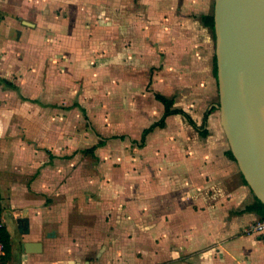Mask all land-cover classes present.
<instances>
[{
    "label": "crops",
    "instance_id": "0c3cea01",
    "mask_svg": "<svg viewBox=\"0 0 264 264\" xmlns=\"http://www.w3.org/2000/svg\"><path fill=\"white\" fill-rule=\"evenodd\" d=\"M214 1L0 0L4 264H264Z\"/></svg>",
    "mask_w": 264,
    "mask_h": 264
},
{
    "label": "water",
    "instance_id": "95a60500",
    "mask_svg": "<svg viewBox=\"0 0 264 264\" xmlns=\"http://www.w3.org/2000/svg\"><path fill=\"white\" fill-rule=\"evenodd\" d=\"M213 14L221 123L264 203V0H215Z\"/></svg>",
    "mask_w": 264,
    "mask_h": 264
},
{
    "label": "trees",
    "instance_id": "16d2710c",
    "mask_svg": "<svg viewBox=\"0 0 264 264\" xmlns=\"http://www.w3.org/2000/svg\"><path fill=\"white\" fill-rule=\"evenodd\" d=\"M203 18H204L205 22L207 24H209L214 29V26H215L214 14L212 13V14L204 15ZM215 72H216V74L218 72L216 56H215ZM156 96L159 100H161L165 104L166 111H170L172 109V105H173V99L172 98H169V97H167L161 93H157ZM104 142L105 141H100L99 144H103ZM248 208L252 209V210H260L264 213V203L259 199H257V201L254 204L250 205ZM2 233H3V238L5 240V243L7 246V251H8V249H9L8 236L4 232V230H2Z\"/></svg>",
    "mask_w": 264,
    "mask_h": 264
},
{
    "label": "built area",
    "instance_id": "2783aa9c",
    "mask_svg": "<svg viewBox=\"0 0 264 264\" xmlns=\"http://www.w3.org/2000/svg\"><path fill=\"white\" fill-rule=\"evenodd\" d=\"M4 226H5L4 219L0 216V264L5 263V259L8 253L7 246L2 233ZM245 231L247 233L264 236V217L262 219H259L251 223L248 227L245 228Z\"/></svg>",
    "mask_w": 264,
    "mask_h": 264
}]
</instances>
